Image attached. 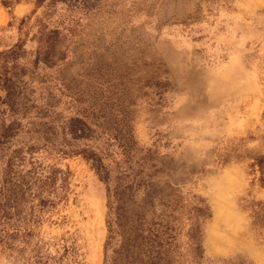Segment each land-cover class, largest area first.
I'll return each mask as SVG.
<instances>
[{
    "label": "rangeland",
    "instance_id": "1",
    "mask_svg": "<svg viewBox=\"0 0 264 264\" xmlns=\"http://www.w3.org/2000/svg\"><path fill=\"white\" fill-rule=\"evenodd\" d=\"M0 264H264V0H0Z\"/></svg>",
    "mask_w": 264,
    "mask_h": 264
}]
</instances>
